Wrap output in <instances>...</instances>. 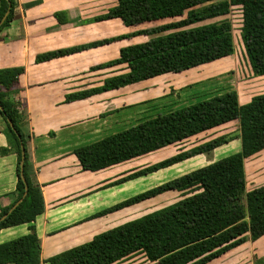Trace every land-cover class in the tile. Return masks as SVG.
Segmentation results:
<instances>
[{"label": "trees", "instance_id": "obj_1", "mask_svg": "<svg viewBox=\"0 0 264 264\" xmlns=\"http://www.w3.org/2000/svg\"><path fill=\"white\" fill-rule=\"evenodd\" d=\"M15 5L16 0H0V31L14 18ZM236 5L241 10V41L250 69L255 76L264 75V0H115L113 6L93 20L119 19L131 30L42 53L36 56V61L136 38L121 46L116 58L97 66L118 67L121 68L119 72L106 77L100 86L68 94L67 101L118 90L166 73H182L234 53L229 20L197 23L228 14ZM54 16L60 23L69 21L65 11L55 12ZM22 72V67L0 69V115L5 123L8 144L0 153L11 151L16 155V183L13 191L7 194L10 203L6 206L0 204V229L29 223L30 231L0 243V264L41 262L40 245L31 222L44 211L45 205L29 157V134L22 128L27 123L12 97V89ZM235 120L238 122L239 149L90 217L141 203L169 190L181 194L177 200L98 232L90 240L63 250L46 261L50 264H115L140 253L147 261L156 264H209L247 240L263 236L264 184L246 189L244 161L264 149V92L240 103L235 90H226L157 113L82 145L74 149V153L82 170L97 171ZM229 141L220 134L194 143L161 160L138 167L109 185L154 173L197 154L209 153ZM21 143L25 150L22 172ZM25 183V196L11 209L22 197Z\"/></svg>", "mask_w": 264, "mask_h": 264}, {"label": "crops", "instance_id": "obj_2", "mask_svg": "<svg viewBox=\"0 0 264 264\" xmlns=\"http://www.w3.org/2000/svg\"><path fill=\"white\" fill-rule=\"evenodd\" d=\"M114 4L115 0H16L14 18L0 31V69L23 68L12 89V97L27 123L22 128L29 134V157L45 205L44 211L31 222L40 245V264H50L47 258L127 221L130 211L137 213L149 205L141 202L126 207L125 211L115 210L90 217L121 202L129 194L123 193L122 182L109 185L121 178L123 171L109 168L99 175L82 170L74 153V149L82 145L122 130L124 127L116 128L119 127L116 120L127 111V99L134 97L127 94L114 97L112 93L115 90H109L83 99L66 100L68 94L100 86L106 77L119 72L121 68L118 67L97 66L116 58L118 49L136 38L36 61V56L42 53L90 43L131 30L119 19L93 20ZM58 11H65L69 21H57L54 13ZM113 29L122 31L114 33ZM168 74L171 73L164 75ZM142 89L143 86L137 92L141 94ZM121 105L125 108H119ZM4 128L5 123L0 115V150L8 147ZM203 155L197 154L176 163L181 164V169L170 176L200 167L204 164ZM182 164L188 165L183 168ZM15 167V153H0L1 206L11 201L7 194L15 187ZM251 183H255L254 180ZM154 184H158V181H154ZM29 231V223L0 229V243ZM90 234L92 236L89 238ZM83 237L89 239L84 238L82 241ZM247 242L255 243L257 257L259 253L264 254V235Z\"/></svg>", "mask_w": 264, "mask_h": 264}, {"label": "rangeland", "instance_id": "obj_3", "mask_svg": "<svg viewBox=\"0 0 264 264\" xmlns=\"http://www.w3.org/2000/svg\"><path fill=\"white\" fill-rule=\"evenodd\" d=\"M224 18L229 20L231 24L234 40V53L216 62L187 70L181 74L171 73L164 76L161 75L144 82L115 90L112 93L114 97L125 94H127V96L134 97L128 98V101L125 102L128 109L125 113H123L122 118L116 120L118 123L117 126H119L116 127L117 129L123 127V129H125L135 123H138L139 121L148 119L157 113H162L178 107L186 106L196 101L220 94L226 90H235L238 94L240 103H245L249 101L253 95L264 92V75L255 76L252 74L250 65L244 52V47L241 41L240 6H232L228 14L207 19L197 24L221 20ZM113 31L114 33H120L122 30L113 29ZM141 86H143V89L141 94H139L140 92H137V89H139ZM122 106L125 108L124 105L119 106V108ZM121 115L122 112H120V116ZM120 122L122 123L119 125ZM238 133V122L235 120L216 129H212L197 136L188 138L184 141H181L180 143L169 144L158 150L146 153L131 160L113 164L103 169L91 172H97L95 174L100 175L106 169L117 168V170L120 169L123 171L122 176H125L127 173L132 172L138 167H143V165L161 160L176 153L181 148H187L194 143H199L211 137L223 134V136L230 139L229 142L225 143L227 145L223 144L221 147L209 153H203L204 155L202 158V163L204 162V164L201 165L203 166L206 165V163L208 164V162H212L236 151L237 148L240 147V142L237 139ZM182 165L184 168L188 164ZM180 169L181 164H174L170 169L164 168L154 172L153 174L151 173V175H144L142 177H136L122 181V190H124L123 193H128V197L135 195L157 185L154 184V181H158V184H160L183 174L181 173L176 176H170L175 172L180 171ZM244 172L247 190L264 184V149L261 150L257 155H252V157L250 156L245 159ZM91 177L93 178L94 175L92 174ZM95 180L97 181V179ZM253 180L255 183H251ZM127 182L128 184L125 185ZM180 195L181 194L176 190H169L160 193L157 196L150 197L149 199L142 201V203L145 202V204L149 205L143 207L137 213H135V211H130L128 213V218L130 219L131 217L158 209L177 200ZM134 205L135 204H132L129 207ZM125 208L126 207L124 206L117 210L123 209V211H125ZM64 229L65 228H61L60 230ZM88 236L90 238L92 234ZM86 237L81 238L82 241H84L83 239ZM255 251L258 252L255 243L247 242L230 251L221 259H215L209 264H264V254L259 253L257 257V253H255ZM115 264L156 263L147 261L142 254L136 253Z\"/></svg>", "mask_w": 264, "mask_h": 264}, {"label": "water", "instance_id": "obj_4", "mask_svg": "<svg viewBox=\"0 0 264 264\" xmlns=\"http://www.w3.org/2000/svg\"><path fill=\"white\" fill-rule=\"evenodd\" d=\"M6 14V13H5ZM1 108V107H0ZM9 121V124L11 125V126H13L12 125V122L10 121V120H8ZM18 136H19V134H17ZM20 147H21V160H20V168H21V172H22V167H23V161H24V158H25V150H24V147H23V144L21 143L20 144ZM26 189H27V185H26V183H25V191H24V193H23V195H22V197L19 199V200H17V202L11 207V209L12 208H14L21 200H22V198L25 196V194H26Z\"/></svg>", "mask_w": 264, "mask_h": 264}]
</instances>
